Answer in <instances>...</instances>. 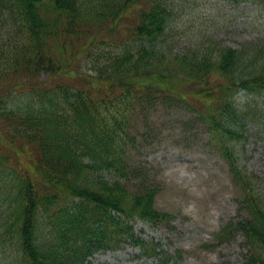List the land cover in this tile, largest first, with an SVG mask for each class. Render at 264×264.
<instances>
[{"label":"trees","instance_id":"1","mask_svg":"<svg viewBox=\"0 0 264 264\" xmlns=\"http://www.w3.org/2000/svg\"><path fill=\"white\" fill-rule=\"evenodd\" d=\"M189 8L0 0V264H89L123 246L177 264L134 228L174 218L130 154L157 104L202 128L238 192L239 215L204 246L237 243L240 264H264V174L245 166L247 129L264 138V37L232 48L201 28L186 36Z\"/></svg>","mask_w":264,"mask_h":264},{"label":"rangeland","instance_id":"2","mask_svg":"<svg viewBox=\"0 0 264 264\" xmlns=\"http://www.w3.org/2000/svg\"><path fill=\"white\" fill-rule=\"evenodd\" d=\"M187 1L190 8L179 24V31H188L186 36L201 28L232 48L264 37V9L251 2ZM145 115L146 119L138 123L136 145L130 154L136 164L144 166L145 177L158 189L155 207L174 218L168 227L138 222L135 231L160 242L170 253L180 252L177 264H240L242 250L237 243L204 246L212 245L208 242L224 222L239 215L238 192L225 162L213 151L202 128L187 124L182 111L157 104ZM246 136L245 166L264 174V138L250 127ZM138 254L137 248L125 246L96 255L90 264H155Z\"/></svg>","mask_w":264,"mask_h":264}]
</instances>
